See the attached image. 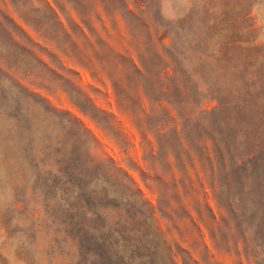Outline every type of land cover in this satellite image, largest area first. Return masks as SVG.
<instances>
[{
    "label": "rangeland",
    "instance_id": "374dc122",
    "mask_svg": "<svg viewBox=\"0 0 264 264\" xmlns=\"http://www.w3.org/2000/svg\"><path fill=\"white\" fill-rule=\"evenodd\" d=\"M120 250L264 264V0H0V264Z\"/></svg>",
    "mask_w": 264,
    "mask_h": 264
},
{
    "label": "trees",
    "instance_id": "16d2710c",
    "mask_svg": "<svg viewBox=\"0 0 264 264\" xmlns=\"http://www.w3.org/2000/svg\"><path fill=\"white\" fill-rule=\"evenodd\" d=\"M51 10H52L53 15H55V17L57 18V20L62 24V21H61L60 17L58 16V13L55 10H53V9H51ZM129 197L132 200V197L131 196H129ZM129 204H130V206H135L136 208H139L140 209L139 212H140V214L142 216H145L146 215L147 211H146L145 206L144 205L142 206V203L133 204V202H132V204L131 203H129ZM145 220L147 222H149V219L148 218L145 219ZM154 229H155V231H157L158 228H154ZM118 241H120L121 244L123 243V245L126 246V247H127V245L124 244V242H128L130 244L133 242V240L128 241L127 239L124 241V238L122 237V234L121 233H119ZM124 249H125V247H124ZM128 253H131V254L133 253V257L131 259L127 258L128 257ZM109 258H110V260H112V264H133V260L135 261L137 259H146L147 256L139 258L138 256H136V252H133V251L132 252H129V251H125V250L124 251L123 250H120V251H118V252H116L114 254H109ZM144 264H148V263H144Z\"/></svg>",
    "mask_w": 264,
    "mask_h": 264
}]
</instances>
